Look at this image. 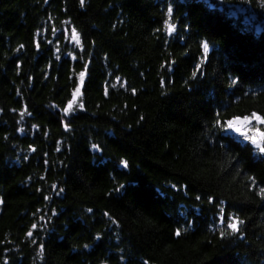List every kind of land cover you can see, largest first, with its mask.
Segmentation results:
<instances>
[{
	"label": "trees",
	"instance_id": "16d2710c",
	"mask_svg": "<svg viewBox=\"0 0 264 264\" xmlns=\"http://www.w3.org/2000/svg\"><path fill=\"white\" fill-rule=\"evenodd\" d=\"M253 113L264 0H1L0 264H264Z\"/></svg>",
	"mask_w": 264,
	"mask_h": 264
},
{
	"label": "snow or ice",
	"instance_id": "6c2138e0",
	"mask_svg": "<svg viewBox=\"0 0 264 264\" xmlns=\"http://www.w3.org/2000/svg\"><path fill=\"white\" fill-rule=\"evenodd\" d=\"M81 3H83V0H81ZM169 13H171V9H169ZM175 30V25L169 23L168 24V31L169 32H172ZM72 39L76 40L77 42H79V34L75 32V30H73V36H72ZM204 51L205 53H207L208 51V45L205 43L204 44ZM84 76H85V73L84 72H81L80 73V81H81V84H83V81H84ZM81 95V92H80V89L77 88L75 93H74V96H73V101L72 102H69L68 104V107L65 109V111H71L72 110V107H73V103L76 101V98L79 97ZM80 107H83V105L81 104ZM250 119H256L257 121H260L261 123H264V117H260V116H257L255 113L252 114V117L249 118V117H245L243 121H240L239 119H237L236 121H229V127H237V124L238 123H245V122H248ZM237 130L239 131L240 129L237 128ZM258 137L259 139H257V136H251L249 137V139L253 140V142L255 143H259L260 141H264V132H260L258 133ZM260 150L262 152H264V145L261 146ZM125 166H127V162H125ZM264 191V190H262ZM240 222L237 221V220H234L230 225L229 227L233 229V231H236L238 230V224ZM177 235H179L180 233L177 232L176 233ZM29 235H31V233H29Z\"/></svg>",
	"mask_w": 264,
	"mask_h": 264
},
{
	"label": "rangeland",
	"instance_id": "374dc122",
	"mask_svg": "<svg viewBox=\"0 0 264 264\" xmlns=\"http://www.w3.org/2000/svg\"><path fill=\"white\" fill-rule=\"evenodd\" d=\"M233 128V127H231ZM264 132V123L257 121L256 119H250L248 122H245L241 128V132L237 134L238 136L249 139L251 136H257L258 133ZM253 145L260 150L261 146L264 145V141H260L259 143L253 142V140L249 139Z\"/></svg>",
	"mask_w": 264,
	"mask_h": 264
},
{
	"label": "water",
	"instance_id": "95a60500",
	"mask_svg": "<svg viewBox=\"0 0 264 264\" xmlns=\"http://www.w3.org/2000/svg\"><path fill=\"white\" fill-rule=\"evenodd\" d=\"M0 1H1V0H0ZM76 99H77V98H76ZM72 101H73V100H72ZM72 101H71V102H72ZM67 107H68V105H67ZM237 119H239L240 121H243V120H244L243 117H239V118H237ZM237 119H235L234 121H236ZM243 124H244V123H238V124H237V127H233V132H234L235 134H239V132L241 131V128H242ZM237 128H239L240 130L238 131Z\"/></svg>",
	"mask_w": 264,
	"mask_h": 264
},
{
	"label": "bare ground",
	"instance_id": "6f19581e",
	"mask_svg": "<svg viewBox=\"0 0 264 264\" xmlns=\"http://www.w3.org/2000/svg\"><path fill=\"white\" fill-rule=\"evenodd\" d=\"M240 132H241V131H240ZM240 132H239V133H240ZM232 133H233L234 135H236V134L233 132V128H232Z\"/></svg>",
	"mask_w": 264,
	"mask_h": 264
}]
</instances>
